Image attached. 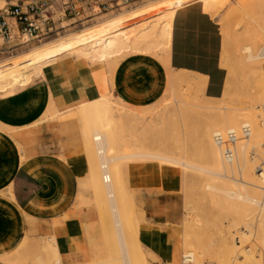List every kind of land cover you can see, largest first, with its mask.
<instances>
[{
    "label": "crops",
    "instance_id": "obj_1",
    "mask_svg": "<svg viewBox=\"0 0 264 264\" xmlns=\"http://www.w3.org/2000/svg\"><path fill=\"white\" fill-rule=\"evenodd\" d=\"M203 7L201 0H187L178 7L167 50L151 43L119 51L111 61H89L82 48L68 40L0 69V264H21L9 258L25 240L51 237L62 264L108 260L103 255L89 259L94 211L76 206L81 200L79 183L91 169L78 108L115 96L125 110L144 114L172 91V73L179 71L207 77L206 96L220 97L225 81L221 33ZM132 166H122L123 185L133 203L131 181L142 182L135 189L142 192V245L156 256L153 264H182L183 239L180 243L176 237L185 203L178 193L147 189V184L155 186L151 164H135V172ZM83 260L88 262L74 263Z\"/></svg>",
    "mask_w": 264,
    "mask_h": 264
},
{
    "label": "rangeland",
    "instance_id": "obj_2",
    "mask_svg": "<svg viewBox=\"0 0 264 264\" xmlns=\"http://www.w3.org/2000/svg\"><path fill=\"white\" fill-rule=\"evenodd\" d=\"M164 1H170V0H143V1L135 4L137 6L134 5L136 8L131 6L132 8L128 7L130 9L119 12L113 16L104 17L102 20H99L96 23H94V21L89 22L88 24H85V26H86L85 28L83 26L84 24L73 26L71 28V30H69L65 33L63 32L61 34L62 38H60L59 40L67 39V38L70 39V38H72L71 36L79 33L82 30H85L87 28L98 27L99 25L107 23V22L114 20L116 18L126 16L128 14L133 13V12H140L142 10L144 11L145 9H148L149 6L152 7L153 5H157V4L162 3ZM201 1L204 3L203 9L205 10V12H209L211 17L217 23L218 28L220 29V33H221L222 49H221V57H220V66L223 69L225 81L227 80V82L224 81V86H223V91H222L221 96L218 97L217 99L216 98L212 99V98H209L206 96L205 87H206V83H207V77L202 76V75L198 76V74L196 75L195 73H193V75H191L192 73L187 72V71L173 72L172 73V86H173L172 91L170 93H166L164 95V97L158 102V104H156L155 106H153L150 109L152 111H150V110L146 111L147 112L146 123L151 125V124H153V122L155 121V119L157 117H160L162 120L160 119L161 123L158 124V126L157 125L153 126V127L152 126L143 127L142 125L139 126L141 123L142 124L144 123L143 121L140 120V118L142 119L143 118L142 116H144V115L143 114H141V115L137 114L139 116L138 117V116H136V114H133L130 111H128V113H126L124 111L123 112L124 115H122V117H119L118 119H115L114 122L111 124L112 128L115 130V137H114L115 140L119 139L118 141H120L119 143L117 140L114 141V149H115V152L117 154L123 156L124 155L123 153L127 152V150L132 151V149H134V151L137 150L136 152H139V149H140V150H142V153H144V152H146V153L147 152L158 153V154L164 155L166 157H170L173 155L172 157H174L176 160H181V161L189 163L193 166L196 165L195 167H201L204 169H206V168L209 169V167L207 166L208 165L207 158L204 155L203 150L200 148L201 144H199V141H201V138L199 137L201 135V134L199 135V132H201L200 131L201 128L204 127L205 125L206 126L209 125L211 127L214 125L212 118L209 115L211 112H209L210 110H207V108L214 106L216 108L213 109L212 111L223 112V113H225V111L228 112V110H226V107H229L228 109H230V108H234V109L237 108L238 109L242 106V104L245 103L244 102L245 100L249 99L248 98L249 93H251L252 91L254 93V90H256V88L259 89L258 85L260 86V89H259L260 91L262 88L264 90V80H263L264 79V71H263L264 68L262 67V69L260 70V74H259V77L257 78L258 79L257 80L256 76L254 78V75H253V70H254L253 67L254 66H249V67H247L246 65H245L246 67L243 66L244 67L243 72L248 71L249 73L247 72V75H249V77H252L251 78L252 80H250V79L248 80L247 78L244 79V75L246 76V74L243 72L241 73L240 68L235 66V59L234 58L236 56H235V54L233 55L234 46L232 45V44H236V42L239 45L240 44H242V45L246 44V42H247V44H249V43L251 44L252 43V34L255 35V33L259 36L262 34L261 38L264 39V33H263L264 32V20H263L264 19V0H226L227 5L222 4L224 2L226 3L225 0H220V1L218 0L217 2H215V0H212V1L211 0H201ZM214 2L217 4H214ZM240 2L242 4H240ZM181 4L182 3H180V2L173 3L172 5H169L168 7L163 9L160 13L152 15L150 18H148V20H146L144 22V24L142 25V27L140 29V33H139V40H138L139 42L138 43H139L140 47L154 43L156 45H160L164 50L168 49L169 44H170V39H171V25H172L173 17H174L176 10L178 9V7ZM221 4L224 6L222 7ZM4 5H5V1L0 0V7H2ZM215 5H218V6H215ZM215 7H216V9H214ZM123 9H125V8H123ZM213 11H215V12H213ZM232 16H233V18H232ZM242 16H244V17H242ZM229 19H230V22H229ZM241 21L245 22L246 25L244 23H242V27H243L242 29H240L238 31L236 30L235 33L230 32L231 26H234V24H236L237 22H241ZM92 23H94V24H92ZM248 23H250V24H248ZM246 30L249 32L247 33ZM237 33H239V35ZM232 35L235 36L232 40L233 43L231 40H227V39H229V37H230V39H232L231 38ZM55 38H57V37H52V38L43 40L41 42L29 43V44H26V45L18 48L17 50H15L13 52H7L4 54L0 53V69L5 67V65L17 63L16 61L20 60V58L22 59V58H25V57H27L31 54H34L38 51H42L48 45H50L52 42L58 41V40H55L52 42H48V41L55 39ZM244 40L246 41L245 43L243 42ZM262 41L263 40H261V42ZM229 42H230V44L231 43L232 44L230 45ZM258 43H260V42H258ZM263 44H264V41L259 45L263 46ZM228 45H230V46H228ZM259 45H256V46L252 45V46H253V48H255ZM78 46H80L82 49H84V51H87V52H91L90 50H92V51L94 50L93 53H94L95 58H93V59L92 58L91 59L85 58L89 61H93V60H99V61H104V62L111 61V59H109V58H111L112 56L108 57L107 56L108 53L97 51L98 49L106 47L103 43H101L99 41V39L98 40H92L89 43H82ZM95 49H97V50H95ZM121 51H123V50H121ZM69 54L73 58L82 59V57H80L76 54H71V53H69ZM231 54L234 56L233 58H232ZM231 61H232V63L230 64L229 62H231ZM233 61H234L235 67L232 66ZM225 63H227V64H225ZM228 63H229V65H228ZM250 64H252V63H250ZM225 65L227 66V68ZM247 65H249V64H247ZM101 66H105L109 70L107 64L102 63ZM251 67H252V69L250 71L249 69ZM185 72H187L188 76L186 75ZM234 72H236L239 76H241V74H243V76L241 77L242 79L239 78V79H241L240 80L241 82L243 81V86H241L242 85L241 82L239 84H235V82L234 83L230 82V81H232L231 78L233 79L236 77V74ZM232 74L235 77H233ZM194 75L197 76L198 78L197 77L194 78L193 77ZM228 75H231L232 77L231 76L228 77ZM186 77H188V78H186ZM236 78H235V81H236ZM237 81H238V78H237ZM237 81H236V83H237ZM248 82H249V85H248ZM257 82H258V84H257ZM260 82L262 83V85H260L261 84ZM255 83L257 86H255ZM230 86H232V88ZM224 92H226V93L224 94ZM223 94L226 96V98H225V96H223ZM255 94H256L255 98L257 97L258 99L262 100L259 96H257V95H260L259 93L257 94V91ZM106 98L108 100H111L113 103L115 102V104L117 102L114 99L118 100V98L115 96L106 97ZM221 98H223V99H221ZM257 98H256V100L258 101ZM117 106L120 109V113H121V110L123 111L124 108H122V106H120L118 103H117ZM204 106L205 107L207 106L206 109L204 108ZM186 107H188V109H186ZM207 112H208V116H206L207 114L205 115V113H207ZM261 113H262V117H263V121H264V115H263L264 110L263 109H262ZM79 116H81V115H79ZM79 116H78V119L80 122L82 134H83V125H84V132H86L85 123L83 121L82 116L80 118L82 119L83 122L81 121ZM137 117L139 118L140 121L137 120L138 119ZM209 118H210V120H209ZM132 120H134V121H132ZM138 122H140V123H138ZM130 123H131V125H130ZM137 123H138V125H137ZM134 131H135V133H134ZM197 131H199V132H197ZM127 133L128 134L132 133V137H134V135H137V139H138L137 142L138 143L141 142V143L137 144V142H136L137 145L135 147H133L131 149L128 148L127 144L123 143V140H122L124 135ZM196 137H198V138H196ZM139 139H140V141H139ZM116 146L119 148H117ZM137 146L139 147V149L137 148ZM87 151H88L89 156H90V166H91L92 165V163H91L92 155H91V152L89 151L88 148H87ZM96 154H97V152H96ZM184 155H186V156H184ZM248 155H250V154H248ZM121 156L117 160L119 165L127 166V167H130L133 165L132 170L134 172L137 169L135 167V164L146 163V164L152 165V168H153L152 169L153 170L152 176L154 177L153 183L155 186H153V185L151 186L150 184H147L148 186H146V187L149 191L151 190V191L160 192L163 190V191L168 192V193H178V196L181 198L182 203H185V212H184L185 217H184V221H182V223L179 225V227H177L178 228V235L176 237V241L181 243V240L183 239V248H184V237L185 236L189 235L188 238L195 237L196 239L198 237V239H200V240H203V238H205L203 240V242H204V244L206 243L207 247L199 249V246L197 244L192 245L193 246L192 248H194V249L196 248L195 250L193 249L194 252L203 251V250H206V248H207V252L210 250L208 253H206L207 256L205 257L204 264H216V263L220 264V261L217 258H219L223 255L220 253L221 249L219 247L222 245L219 244V241H220L221 232H222V230L224 231L225 229H226L225 231H228V230H230L231 232L233 231L232 232L233 234H236V232H240V231H245V233L253 232V233H251L253 235L250 234L252 237L251 236H250V238L246 237L248 239L245 238L246 240L243 239L244 241L242 239H239V238L236 239L235 243H236V246L238 247L237 248L238 252L236 253V258H237L236 260L238 261V260L243 259L241 254L244 251H246V249H248V250L251 249L252 251H254V249H255V259H257L256 261L260 262L258 264H264V254H263L262 248L259 245L260 244V238L263 235L262 233H264L263 232L264 231V226H263L264 225V220H263L264 214L261 213L260 208H257V210L259 212L258 211L255 212L253 209H252L253 211L252 210L246 211V213L252 212L251 216L256 214L254 217L255 219L250 220L251 221L250 226L252 228L249 226L247 228V227H245V225H243V226H239L238 231H236L237 228H235V227L228 228L230 225L229 221H227V219H225L226 215L224 217V216H222L223 213H220L222 211L221 206H219V204L217 202H215L216 200L210 194L212 192H210L209 190L205 191L206 189L204 188V185L208 183V180H206V178H208L209 181H211L212 178H213V181L215 179L212 175H211V177L208 176V175H210L209 173L203 172V171L201 173V172H198L197 169H192L189 167L185 168L184 166H181V165L170 164L167 162H162L160 160H156V159L148 158V157L132 158V160L124 158V160H122L123 158ZM188 160L192 161V162H189ZM259 163L261 164V162H259ZM88 166H89V160H88ZM162 168L164 171L162 170ZM162 171L164 172V175L166 174L164 176L166 179L164 184H163L162 179H161V176H162L161 172ZM229 174L232 175L231 172ZM231 175H229V176H231ZM186 176H188V179H186L187 178ZM193 176H195V177H193ZM237 177H238V175H237ZM131 183H132V188H133V192H131L133 195V203H132V199L130 197V201L127 204L126 212H125L128 219L130 221L132 220L135 222L134 238H132L133 240L131 239V241H133L135 243L137 242V240L139 241L137 258L140 261V263L141 264H153L157 260L156 256L142 245L140 238H139L141 221L138 218H141V220L143 218V212L141 210V205L139 202V198H140L142 192H136L135 189H139L141 187L140 184H142V182L139 181V182L134 183V181L133 182L131 181ZM209 183H212V181ZM202 185H203L204 189L202 188ZM158 187L161 190H159ZM92 189L93 188L89 185V168H88V175L86 176L84 181L79 183L80 192H78V195H80V193H81V195H80L81 200L77 199V205L76 206L78 208L86 207V208H89L90 210L94 211L95 222H94V224L90 225V227H89V238H90V241L92 243L89 259L93 258L95 255H103L102 258L108 256V260L105 261L103 264H115L112 262H117V261L120 262V260H122L120 264H124V263L127 264L128 260L130 262V259H129V256L126 254L127 251L125 249L126 247L124 244H118V246H121V247L124 245V249H125L124 251H122L123 247L122 248L119 247L120 252L118 255L117 254L112 255L110 253V249H108L109 244H107L108 239H106L107 237H105L106 236L105 225H103V224H105L104 223L105 219L110 220V218H111V220L113 221V219H112L113 216H112V214H110L111 212H110L109 208L107 210L105 209L106 207L104 205L106 203L103 202L104 198H102L99 194L97 196V193H95L94 189L93 190ZM233 189H235V187ZM134 190H135V192H134ZM249 192H250L249 194L252 197H254V198L257 197V199L263 198V196H264L263 192H255V193L253 192L254 194H252L251 191H249ZM243 193L245 194L246 192H243ZM256 193L258 195H256ZM235 201H237V200H235ZM214 202L219 207H216L215 206L216 204ZM190 213H193V214H190ZM218 213H220V215ZM230 215L231 214L228 213V217H226V218L230 219V217L234 218V217L238 216V215H236V216L235 215L230 216ZM219 216H222L224 218L223 219L221 218V220H220ZM215 217H216V219H215ZM100 218H102V219H100ZM190 218H192L193 220H190ZM213 219H215L216 221L218 219L220 221H218L217 225H215L216 223L213 222ZM194 220H196V221L194 223H192ZM227 222H228V226H227ZM113 223H114V227L116 228L117 226L115 225L116 224L115 220ZM207 223L209 225H207ZM260 224H262V226H263V228H262L263 231L261 228L258 227V231H260V232L262 231L261 233L260 232L258 233L257 226ZM244 227L246 229H249L248 230L249 232L246 231V229H244ZM216 228L218 229V231L216 230ZM227 228H228V230H227ZM116 229H118V228H116ZM251 229H252V231H251ZM185 230H186V233H185ZM198 230H199V233H198ZM117 231L119 232V230H116V233L118 234ZM197 234H199V235H197ZM199 236H200V238H199ZM116 237H118V241H121V240H119V236H116ZM201 237H202V239H201ZM216 237H218V238H216ZM262 237H264V235ZM30 239L32 242L28 241V243H29L28 244L27 241H24L25 243H22L20 246L21 250L20 251H19V249L17 250V252L19 253L22 251V249H24L26 247L25 250L23 252H21V255L17 256V254H18L17 253L15 255H13L11 258H13L15 256L18 257L21 260L20 261L21 264H35L38 262L39 259H42L40 257L43 255H40V252H39V250H37V248L39 249L38 246L40 245V243L44 242L48 238H45V240L44 239L40 240V238H30ZM17 244H18V242L16 244H13V247L17 246ZM36 245H38V246L36 247ZM131 246L132 245H130V247ZM208 246H210L209 247L210 249H208ZM131 249H133V246L131 247ZM107 250H109L108 255H107ZM185 250H187V249L184 248L183 251L185 252ZM123 253H125V254H123ZM215 253L218 256L217 258H216ZM218 253H220V254H218ZM38 254L40 256H37ZM132 255H133V253H132ZM19 256H22V257L20 258ZM181 256H182V254L179 255V263H181ZM118 257H120V258H118ZM132 257H135V256H132ZM18 258L16 260H19ZM45 258L48 259L47 262L49 264H55V262L53 260H51V258L49 256H46ZM57 258L58 257H56L55 259L57 260ZM116 258H118L120 260H117ZM124 259L127 261H125ZM12 260H15V259H12ZM88 260L77 261L74 263H86V262H88ZM108 261H110V262L108 263ZM182 261H183V257H182ZM64 264H67V263L64 262ZM182 264H183V262H182Z\"/></svg>",
    "mask_w": 264,
    "mask_h": 264
},
{
    "label": "bare ground",
    "instance_id": "obj_3",
    "mask_svg": "<svg viewBox=\"0 0 264 264\" xmlns=\"http://www.w3.org/2000/svg\"><path fill=\"white\" fill-rule=\"evenodd\" d=\"M185 1H187V0L164 1V2L159 3L157 5H153L152 7L149 6L148 9H145L144 11L142 10L140 12H133V13L128 14L126 16H122V17L116 18L114 20H111L107 23H104L102 25H99L98 27L87 28L85 30H82L79 33L71 36L72 38H70V39L67 38V39L59 40L60 38H62V36H61L62 33H61L60 35L56 36L57 38L52 39L48 42H52L55 40H58V41L52 42L50 45H48L42 51H38V52L31 54V55H29L25 58H22V59L20 58V60H18L16 62H22L23 60H26L27 58L33 57L37 54H41L44 52H50L51 50H53L56 47H60V46L65 45L68 40H71L73 42V44L80 45L82 43H89L92 40H98L99 39V41L101 43H103L106 47L98 49V50L95 49V50H97L98 52L108 53V55H107L108 57L113 56L115 53H117L121 50L124 51L127 49L130 50V48H133V47H135V48L140 47V45L138 43L139 42L138 41L139 40V33H140V29H141L142 25L144 24V22L146 20H148V18H150L152 15L160 13L163 9H165L169 5H172L173 3H176V2L183 3ZM217 1L218 0H215V2H217ZM215 2H214V4H217ZM222 4L227 5V1H226V3L224 2ZM240 4H242V3L240 2ZM135 6H137V5H135ZM135 6H133V7H135ZM215 6H218V5H215ZM223 6L224 5H222V7ZM127 9H130V8L121 9L119 11H115V12H111L109 14L99 16V17L93 19L92 21H94V23H96L99 20H102L104 17L113 16V15H115L119 12H122L124 10H127ZM214 9H216V7ZM215 11H213V12H215ZM207 13H209V12H207ZM244 16H242V17H244ZM232 18H233V16H232ZM92 21H90V22H92ZM229 22H230V19H229ZM88 23L89 22H87L85 24H88ZM94 23H92V24H94ZM242 23H244L246 25L245 22H242V21L237 22L236 24H234V26H231L230 32L235 33L236 30L238 31V30L242 29L243 28ZM85 24L83 25L84 28L86 27ZM248 24H250V23H248ZM69 30H71V28L64 31V33L69 31ZM248 32L249 31H247V33ZM237 34L239 35V33H237ZM261 35L259 36L256 33H255V35L252 34V43L251 44L255 45V46L261 44L264 41V39L261 38ZM234 37L235 36L232 35V37H231L232 39H230V37H229V39H227V40L232 41ZM261 40H263V41L261 42ZM243 42L245 43L246 41L244 40ZM258 42H260V43H258ZM232 43H233V41H232ZM229 44H230V42H229ZM251 44L250 43L247 44V42H246V44H243V45L242 44L239 45L237 42H236V44H232L234 46L233 55L235 54V56H236L234 58L235 59V66L240 68L241 73L244 71L243 70L244 67L254 66L253 67V69H254L253 75H254V78L256 76V79H257L259 77L260 70L262 69V67L264 68V44H263V46L259 45L255 48H253V46ZM230 45H228V46H230ZM90 51L91 52H87V51H84V49H82V53L85 56V58H90V59L95 58L94 53H93L94 50L93 51L90 50ZM233 55H232V58L234 57ZM229 63L231 64L232 61ZM229 63H228V65H229ZM246 63L249 65H247ZM250 63H252V64H250ZM225 64H227V63H225ZM9 65H11V64H9ZM5 66H8V65H5ZM232 66H234V61H233ZM226 68H227V66H226ZM251 69H252V67L249 70L251 71ZM247 72H243L246 74V76L244 75V79L247 78L248 80L249 79L252 80L251 79L252 77H249V75H247ZM185 73L187 75V72H185ZM234 73L236 74V77L238 76L237 77L238 81H237V78L234 76L235 75ZM234 73H233L234 75L233 74L232 75H233V77L236 78L237 83L235 81V78H233V79L231 78V80L233 82L230 80L229 81L231 83L235 82V84H239L241 82L240 80L242 79L241 77L243 76V74H241V76H239L236 72H234ZM191 75H193V73ZM198 76H200V75L198 74ZM230 76L231 75H228V77H230ZM193 77L195 78L197 76L194 75ZM186 78H188V77H186ZM239 78H241V79H239ZM225 82H227V80ZM249 82H248V85H249ZM241 83H242L241 86H243V81ZM257 84H258V82H257ZM260 85H262V83ZM255 86H257L256 83H255ZM230 87L232 88V86H230ZM258 88L260 89L259 85H258ZM259 89H257V88H256V90L253 89L254 93H253V91L251 93H249L248 94L249 99L245 100L244 101L245 103L242 104V106L238 109L237 108L236 109H234V108L228 109L229 107H226V110H228V112L225 111V113H223V112L212 111L213 109L216 108L214 106L207 108V110H210L209 112H211L209 115L212 118L214 125L212 127L209 125L208 126L205 125L204 127L201 128V130H200L201 132H199V131H197V132H199V135L201 134L199 136L201 138V141H199V144H201L200 148L203 150V153L207 158V161H208L207 166L209 167V169H207V168L204 169L201 167H195L196 165L193 166V165L186 163V162H183L181 160H176L174 157H172L173 155L170 157H166V156L158 154V153H150V152L146 153L144 151H143L144 153H142V150H140L138 146H137V148L139 149V152H136L137 151L136 149H135L136 151H134V149H132V151L131 150L129 151L126 149L127 152L123 153L124 155L122 154L124 156L123 157V156H121L115 152L114 141H116L117 139L115 140V138H114L115 137V130L112 128L111 124L114 122L115 119L122 117V115H124L123 114L124 111L126 113H128V111H126L125 109L123 111L121 110V113H122L121 114L120 109L117 106V103L116 104H115V102L113 103L111 100H108L106 97H104V98L102 97L101 99H97V100H94L90 103L83 104V105L79 106L78 112H79V115L82 116L83 121L85 123V128H86L84 141L86 142L85 143L86 147L89 149V151L91 152V155H92V160H91L92 165H91V169H89L92 171V176L90 173V177L92 178L91 186L94 189V192L97 193V196L99 194L102 198H104L103 202L106 203V204L104 203L105 204L104 206L106 207L105 209L107 210L109 208L110 212H111L110 214H112V216H113L112 217L113 221L111 220V218H110V220L105 219L106 220V221L104 220L105 224H103V225H105V234H106L105 237H107L106 239H108V243H107V244H109L108 249H110V253L112 255H114V254L118 255L120 252L119 247H121V246H118V244H124L126 247L125 249L127 251L126 254L129 256V259H130V262L128 260L127 264H141L137 258L139 241L137 240L136 243L131 241V239L134 238L135 222L132 220L130 221L128 219V217L126 216V213H125L127 204L130 201V196L124 190L123 172H122L123 168L121 165H119V163L117 161L120 156L123 158V159L121 158L122 160H124V158L132 160V158L148 157V158L160 160L162 162H167L170 164L181 165V166H184L185 168L189 167L192 169H197V171L201 172V173H202V171L209 173L210 175H208V176L211 177V175H212L215 179H214V181H213V178H212V180L210 179L212 181V183H209L211 181H209V179L206 178V180H208V183L205 185L203 184V185H204V188L206 189L205 191L209 190L210 192H212L210 194L216 200L215 202H217L219 204V206H221L222 211L220 210L221 211L220 213H223L222 216L225 217V215H226V217H228V213H230L232 216L238 215L234 218L230 217V219L225 217V219H227V221H229V224H230L228 228L235 227V228H237L236 231H238L239 226L245 225V227H247V228H248V226L251 227L250 226L251 225L250 220L255 219L254 217L256 214L251 216L252 212L246 213V211L253 209L256 212V211H258L257 208H260L261 213L264 214V196H263V198L257 199V197L254 198L249 194L250 193L249 191H251L252 194H254L255 192H263L264 193V121H263V117H262V113H261L262 109L264 110V90L262 88L261 91L262 90L263 91L261 92ZM256 91H257V94L258 93L260 94L257 96H259L262 99V100H260L256 97L259 102L255 98ZM225 93L226 92H224V94ZM224 94H223V96H225ZM225 98H226V96H225ZM221 99H223V98H221ZM206 107L204 106L205 109H206ZM186 109H188V107H186ZM133 114H136V113H133ZM143 115H144V116H142L143 118L142 119L140 118V120L143 121L144 123L143 124L141 123L139 126L142 125L143 127H145V126H152L153 127L156 125L158 126V124L161 123V121H160L161 118L157 117L155 119V121L153 122V124L149 125L146 123L147 112L144 113ZM205 115L208 116V112L205 113ZM136 116H138V115L136 114ZM137 120L140 121L139 118ZM209 120H210V118H209ZM132 121H134V120H132ZM138 123H140V122H138ZM138 123H137V125H138ZM130 125H131V123H130ZM243 127L249 128L247 135H245L244 132L242 131ZM229 130L235 131L237 133L238 140L234 146L233 159H232V161L228 162L225 160V158L223 156V149L216 144V142L214 140V136H215V134H219V133L224 135ZM134 133H135V131H134ZM196 138H198V137H196ZM122 140H123V143L127 144L128 148H130V149L135 147L137 144L141 143V142H139V143L137 142V140H138L137 135H134V137H132V133L125 134ZM84 141H83V143H84ZM139 141H140V139H139ZM119 142L120 141H118V143ZM136 142H137V144H136ZM117 148H119V147H117ZM96 152H97V154H96ZM248 154H250V155H248ZM184 156H186V155H184ZM87 157H88V155H87ZM189 162H192V161H189ZM259 162H261V164ZM91 171H89V172H91ZM230 172L232 173V175L229 174ZM228 174L231 175L232 177L229 176ZM237 175L239 178L237 177ZM195 176H193V177H195ZM186 177H187L186 179H188V176H186ZM203 185H202V188H203ZM234 187H235V189H233ZM243 192H246V193L244 194ZM256 195H258V194L256 193ZM235 200H237V201H235ZM215 206L219 207L217 204ZM193 213H190V214H193ZM220 213H218V214L220 215ZM222 216H219L220 220H221V218L222 219L224 218ZM100 219H102V218H100ZM215 219H216V217H215ZM215 219H213V222H215L216 223L215 225H217V222L220 220L217 219V221H216ZM114 220L116 222V224H115L117 226L116 228H118V229H116L114 227V223H113ZM190 220H193V219L190 218ZM195 221L196 220H194L193 222L191 221V222L194 223ZM207 225H209V224L207 223ZM260 225L262 226V224H260ZM260 225L257 226V231H258V227L262 229L264 226L263 225L261 227ZM227 226H228V222H227ZM245 227H244V229H246ZM228 228H227V230H228ZM116 230H119V232L117 231L119 235L116 233ZM216 230L218 231L217 228H216ZM225 230L224 231L222 230V232L219 230L221 232L219 244L222 245L219 248L221 249L220 253L223 256L220 255L221 257L217 258L218 256L215 253L216 258L219 259V261H220V264H258V263H260L259 261H256L257 259H255V249H254V251H252L251 249H249V250L246 249V251H244L241 254L243 259L238 260V261L236 260L237 259L236 253L238 252L237 251L238 247L236 246V243H235L236 239L239 238V239L243 240L246 237L250 238V236L253 235V234H251L253 232L250 233L248 231L249 229H246V231H248L249 233H245V231L239 230L240 232H236V234H233L232 233L233 231L231 232L230 230H228V231H225ZM251 231H252V229H251ZM262 231H263V229H262ZM259 232L260 231H258V233ZM185 233H186V230H185ZM198 233H199V230H198ZM262 234L264 235V233H262ZM197 235H199V234H197ZM116 236H119V240H121V241H118V237H116ZM188 236L184 237V248L187 250H185V252L183 251V256H182L183 257V264H204L205 257L207 256L206 253H208L210 250L207 252V248H206V250L199 251V252L196 251L197 252L196 253L193 251L194 248H192L193 247L192 245L197 244L199 246V249L207 247L206 243L204 244V242H203V240L205 238H203V240H200V239H198V237L196 239L195 237L188 238ZM200 236H199V238H200ZM262 236L260 238V244L259 245L262 248V251L264 254V237H262ZM216 238H218V237H216ZM248 238H246V239H248ZM201 239H202V237H201ZM25 241H27V240H25ZM23 243H25V242H23ZM27 243H28V241H27ZM124 245L122 246L123 247V250L121 249L122 251L125 250ZM130 245L133 246V249H131L132 246L130 247ZM37 246L38 245H36V247ZM38 247H39V249L37 248V250H39L40 255H43V256H41L40 258H42V259H39L38 262L35 264H49L47 262L48 259L45 258L46 256H49L51 258V260H53L55 262V264H62L61 258H60L61 253L59 254L57 241L54 237L46 239L44 242L40 243V245ZM209 247L210 246H208V249H210ZM25 248L22 249L21 252H23L25 250ZM20 250H21V247H19V251ZM21 252H19L20 253L19 254L16 251L15 254L18 253L17 254V256H18V255H21ZM132 253H133V255H132ZM220 253H218V254H220ZM123 254H125V253H123ZM40 255L38 254L37 256H40ZM132 256H135V257H132ZM19 257L21 258L22 256H19ZM56 257H58L57 260L55 259ZM17 258L18 257L15 256L11 259L16 260ZM118 258H120V257H118ZM118 258H116V259L120 260ZM121 261L122 260H120V262L117 261V262H112V263H115V264L119 263L120 264ZM125 261H127V260H125ZM109 262L110 261H108V263ZM103 263L104 262H100L97 264H103Z\"/></svg>",
    "mask_w": 264,
    "mask_h": 264
},
{
    "label": "built area",
    "instance_id": "obj_4",
    "mask_svg": "<svg viewBox=\"0 0 264 264\" xmlns=\"http://www.w3.org/2000/svg\"><path fill=\"white\" fill-rule=\"evenodd\" d=\"M0 7V53L56 37L93 19L134 6L143 0H4ZM248 127H243L245 135ZM226 161H232L237 133L215 134Z\"/></svg>",
    "mask_w": 264,
    "mask_h": 264
}]
</instances>
